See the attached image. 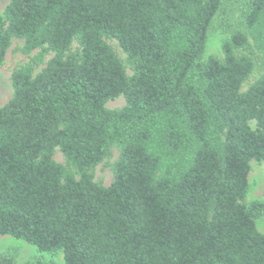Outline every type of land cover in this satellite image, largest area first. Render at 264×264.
<instances>
[{"label":"trees","instance_id":"obj_1","mask_svg":"<svg viewBox=\"0 0 264 264\" xmlns=\"http://www.w3.org/2000/svg\"><path fill=\"white\" fill-rule=\"evenodd\" d=\"M225 2L9 0L0 66L15 39L28 61L0 107V237L64 264H264V202L246 200L264 72L242 90L254 58L264 67V0H243L242 29L204 59ZM113 147L104 186L92 170Z\"/></svg>","mask_w":264,"mask_h":264},{"label":"rangeland","instance_id":"obj_2","mask_svg":"<svg viewBox=\"0 0 264 264\" xmlns=\"http://www.w3.org/2000/svg\"><path fill=\"white\" fill-rule=\"evenodd\" d=\"M243 0H226L225 6L214 18L208 32L204 59L209 57L222 58L221 42L227 37L229 32L237 29H242L240 17V8ZM9 0H0V14H2L8 5ZM105 42L112 48L114 53L122 61L125 71L128 76L131 75V70L126 64V58L121 51L118 43L112 39H106ZM22 46L21 40H13L10 48L7 51L5 61L0 66V107L3 106L12 96V87L10 83V74L12 70L25 64L28 57L22 55L19 48ZM264 72V67L254 58V67L251 75L242 86V90L248 87L255 79ZM125 101L122 97L111 100L106 103V108L109 110H118L122 108ZM118 157L116 148H111L108 157L92 170L93 179L96 182L107 186L111 183L113 173L112 164ZM53 159L55 162L64 164L63 156L58 150L54 152ZM248 193L247 201L260 200L264 202V162H252L248 175ZM256 227L260 233L264 235V213L262 217L257 219ZM0 254L10 255L16 263L20 264L27 260L39 258L44 262L52 264H64L62 254L50 255L39 253L36 248L21 240L12 237H0Z\"/></svg>","mask_w":264,"mask_h":264}]
</instances>
